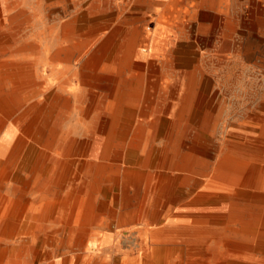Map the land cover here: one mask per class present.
I'll return each instance as SVG.
<instances>
[{
  "label": "rangeland",
  "instance_id": "obj_1",
  "mask_svg": "<svg viewBox=\"0 0 264 264\" xmlns=\"http://www.w3.org/2000/svg\"><path fill=\"white\" fill-rule=\"evenodd\" d=\"M108 3V0H0V86L7 90L11 82H27L22 85L23 90L43 89L36 75L32 77L26 69L33 68L32 65L40 68L42 53L47 49L53 51L59 44L64 47L77 44L79 49L61 50L64 54L73 52L75 64L72 69L76 73L72 70L71 78L67 74L55 82L76 89L75 103L78 99V104H82L89 114L90 124L96 122L99 115H107L106 108L114 99L116 89L112 77L117 74L111 70L113 55L121 43L125 45V33L129 31L123 19H119L118 10L108 8L111 4ZM62 30L69 37L60 40ZM112 36L110 46L102 51V42ZM34 43L38 44L37 48ZM157 44L163 47L161 42ZM185 48L166 56L144 54L141 57L135 53L128 65H124L125 77L128 78L129 72L136 75L141 91L138 101L131 106L135 108L133 126L122 138L117 132L102 157L108 169L101 175L104 177L112 172L118 176L116 179L105 180L101 175L93 178L97 166L88 167L85 163L95 159L91 136L99 133L78 134L85 125L78 122L80 107L74 103L73 112L60 114L64 99L58 97L53 103L46 99V108L44 104L38 123L42 132L48 134L49 128L58 123V127L74 125L78 132V141L64 144L67 153L61 155V159L69 164L67 177L58 180L57 165L52 166L48 160L51 165L44 176L37 179L36 174L29 171L28 186L5 185L3 193L14 198L21 194L29 196L31 209L58 196L85 198L90 194L91 230L98 228L100 235L105 233L110 238L102 248L91 245L92 239L86 244L90 235L87 239L77 236L75 245L69 244L66 228L57 219V212L48 216L43 213L36 220L31 218V224L32 221L41 222L44 227L32 229L35 239L23 245L25 250H15V254L20 252V259L29 260L30 264H81L78 260H97L95 257L102 252L104 260L116 262V259L127 260L119 255L121 251L139 248L141 238L143 241L146 238L148 243L140 249L138 264H157L158 260L152 259L157 249L162 254L160 264H213L218 261L264 264V56L261 53L264 42L216 40L197 42L190 51ZM181 52L188 54L179 55ZM93 54L101 55L100 59L93 71L86 72L83 63ZM5 72L8 76L2 77ZM28 79L36 82H28ZM53 86L31 96L18 105L19 108L15 106L11 115L0 113L3 128L12 123L28 103L37 99L43 103L46 95L58 90ZM147 119H151L152 124L144 126L142 137L147 138L148 146L138 150L128 143V139L134 125L138 122L145 125ZM108 127L109 124L106 131ZM84 139H88V143L79 142ZM27 149H22L20 158L26 156ZM147 150L151 152L148 158ZM225 154L244 162L242 173L252 183L232 185L222 182L217 187L208 186L210 172ZM184 164L192 168L184 169ZM6 170L10 171L9 168ZM125 170H138L143 178L128 182L122 177ZM11 171L14 178H21L22 171L25 172L18 171L15 166ZM148 173L164 176L151 179L156 189L149 192L145 189ZM237 175L235 177L240 179L241 175ZM235 210L242 213L244 219L252 220V225L239 221L232 224L228 214ZM52 229H56L54 234H51ZM93 241L99 245L101 240Z\"/></svg>",
  "mask_w": 264,
  "mask_h": 264
},
{
  "label": "bare ground",
  "instance_id": "obj_2",
  "mask_svg": "<svg viewBox=\"0 0 264 264\" xmlns=\"http://www.w3.org/2000/svg\"><path fill=\"white\" fill-rule=\"evenodd\" d=\"M3 15H4V13H3ZM7 16L9 17V15H7ZM3 19H5V18L3 17ZM61 33L62 34H61V36L59 38L60 40H61V38L63 39V38L69 37V36L65 35V31L62 30ZM56 34H57V31H56ZM113 39L114 38L112 36V37L107 38L106 41L102 42V44H101L102 51H105V50L108 49V47L110 46V41L113 40ZM73 42H74V40H73ZM121 44L118 46V49L119 50L117 49L116 53L113 55L114 57H113V60H112V63H111V70L117 74V76L112 77L113 81H116V89H115L114 99L112 101H110L109 106L106 108V111L108 112V114L107 115H99L97 117V119H96L97 121L96 122H92L91 124H90V121L88 119L89 118V114L83 108L82 104H78V99H77V104L75 103V98L77 97V95L75 94L76 89L74 88L75 89V91H74L72 88L71 89H68L66 87L61 86V84L59 82L58 83L55 82L56 79H58V78H60V77H62L64 75L69 74V76H68L69 78H71L73 76V72H72L73 69H72V67H73V64H75L73 62V55L74 54H72L73 52H71V53H65L64 54V52L61 53V50L64 49V48H66L68 50L69 49L72 50L71 48H74L75 49V47L77 49H79L77 44H75V45H67L66 47H64L63 45L59 44L57 46V48L54 49L53 51L47 49L44 53H42V56L43 57L41 59V67L40 68H36L35 66L32 65L33 68H27L26 69V71H28V74H29V72L32 74V77H34L36 75V78L42 84L41 86H43L42 87L43 89L38 88V87L37 88H32L31 87L32 88L31 90L30 89H26V90L24 89L23 90L22 85L26 84L27 82L26 83L24 82L22 84H19L18 82H16V83L11 82L10 85H9V88L7 90H4L5 88L3 86H0V113H2L3 115H6V116L11 115V112L13 111V109L16 108L15 106H17V107H18V105L21 106L23 103H25L24 101H27L28 98H30L31 96H36L37 94L41 93L42 90H44V89H46L48 87H51L52 85H54L53 87L58 88V90L55 89V90H53L52 93H49L48 95H46L45 96V101H43V103H42V100H40V99L38 100L37 99V100H34V101L28 103L26 106H24L22 108L21 112L16 117H14L12 119V123L7 124L5 128H3V126H2L3 123H4V121L0 118V154L1 153L2 154H5L9 158L7 161L8 162H11L16 167V169L17 168L18 169H21V167H25L30 172H32L33 174H36L35 177L37 179L40 176H44V174H46V170H47V168L50 167L51 164H52V166L57 165V178L59 180V179H62L63 177H67V173H68V170H69V164H68V162H66V161H64V160L61 159L62 153H67L65 151L66 149H65V145L64 144L78 141V140H76V136L78 134L79 135L81 134V135L87 136V133L88 132L91 133L93 131L94 132V135L97 134V133H99V135L91 136V140L93 141L94 147H95V149L92 150L93 151L92 154L95 155L94 156L95 159L86 161L85 163L87 164L88 167H91V165L97 166V170L98 171L96 172V175L93 176V178L94 177H99L101 175V173H103L105 171V169H108L107 168L108 165L103 161L102 157L104 155H106L105 152H107V149L112 144L113 138L116 135V133L117 132L120 133L117 136L120 137V138H122L123 137V134H126L130 130L129 128L133 126L132 125V122L134 120L133 119L134 118L133 117V114L135 112L134 111L135 108H132L131 106L138 101V97L140 96V91H141L140 79L136 75H134L133 73L131 74V72H129L131 75L129 74L128 78L125 77V75H124L125 74L124 73V65L125 64L128 65V62L130 61V58L133 56V54H135V53H137L139 51L145 50V46L144 45L146 44V42H145V44H143L140 41H138L136 38H131L130 40H128V41L125 42V45L122 46ZM34 45L36 46V48L38 47V44L37 43H34ZM81 52H79L78 56L81 54ZM100 56H97V55L93 54L92 56H90L89 58H87L85 60V62L83 63V66H84L86 72H91V71L94 70V66L99 61ZM23 57L25 58L26 56H22V57L20 56V58H23ZM76 59H77V57H76ZM86 72H85V74H87ZM6 76H8L6 72L5 73H2V77H6ZM64 81L66 82V80H64ZM28 82H36V81L34 79H28ZM76 88H79V87H76ZM103 92H105V91H103ZM58 97H61L62 99H64L62 101V109L60 110V114L62 112H63V114L64 113L69 114L70 112H73L72 111V106L75 105V104H76L77 108L80 107L81 113H80V117L78 118V122H80L81 125H84L85 124L83 126V128L81 129L80 133H78L77 131H75L74 125H71V126L70 125H66V126H60V127H58V125L60 123H58L57 125H55V127H52V128L50 127L48 134L42 132L41 127L39 126L38 123L40 121L39 118H40V114H41V112L43 110L44 104L47 101L46 99L50 100L49 102H52L53 103ZM152 99H151V102H152ZM147 103H148V101H147ZM18 108H17V110H18ZM45 108H46V104H45ZM158 122H159V120H158ZM108 124H109V127H108L109 129H108V131H106L105 130V127ZM151 124H152L151 119H147L145 121V125L142 122L136 123L134 125L132 131H131V136L130 137L128 136L129 137L128 143L131 144V145L133 144L136 147H138V150L139 149L145 150L147 148V146H148L147 145V142L148 141H147V138L146 139H143V137H142V135L144 134V130H145L144 129L145 128L144 126H147V125L150 126ZM157 126H158V124H157ZM104 131H106L105 135L102 134V133H104ZM100 132H101V135H100ZM88 141H89L88 139H84V140H80L79 142H81V143L82 142L83 143H88ZM119 143L121 144L122 143V140H121V142L119 141ZM77 144H79V143L77 142ZM42 146H43V148H41ZM24 147L25 148H28L27 149L26 156L24 154L23 157L20 158L19 155H20L21 152H23L22 149H24ZM141 150H140V152H141ZM118 152H119V150L117 151V153ZM150 154H151L150 150H147V155H146L147 158H148V156ZM19 158H20L21 161H18ZM48 160L51 161V164L49 162H48L49 164L47 163ZM0 162H1V160H0ZM183 167H184V169L186 168V169H189V170L192 168L188 164L187 165L184 164ZM145 168H147V167H145ZM244 168H245V164H244L243 161L239 160L236 157H232L231 155H226L225 154L217 162V165L215 166V168L213 170L211 169L212 171L210 172V175H209V177L207 179V184H208V186H212V187H217L218 185H221L222 182H226V183L228 182V183H230L232 185H234V184H250V183H252V180H249L248 179L249 177H247V175H244L242 173V171H243ZM52 170L53 169H51V171ZM237 174L241 175L240 179H239V177L238 178L235 177V176H238ZM100 177L102 178L103 176L101 175ZM117 177H118L117 175L113 174L112 172H109V174L104 175L103 178H105V180H109V179H116ZM122 177L125 180H127L128 182H130V181H137L138 182V181H140L141 178H143V174L141 172H139L138 170H125L122 173ZM155 178H157V180H158V179L164 178V176H162V174H160V173H157V174L148 173L146 175V177H145V179H146L145 189L148 192L149 191H154L156 189V186H154V185L151 184V181H152L151 179H155ZM51 187H53V186H51ZM203 189H205V188H203ZM218 189H219V187H218ZM197 190H198V188H197ZM61 191L62 190H60V193H61ZM43 193H45V192H43ZM46 194H48V193H46ZM91 200H92V195H90V194L88 196H86L85 198L78 197L76 195H73V196L72 195H70V196L68 195V196H63V197L58 196V197H56L54 199H51L49 201L41 202L39 205H37L35 207V209L40 210L43 213H46L47 216L50 215V214L52 215L55 211L57 212V219L60 220V222L62 221L64 227L66 228V232H67L66 238H68L67 242L69 244L75 245L76 237L77 236H83L84 238L87 239V235L88 236L90 235V237L86 241V244L90 241L91 236H93L92 241H90L91 245H94L96 247L99 246L98 248H102L103 245L106 243V240L109 241L108 238H110L109 237L110 235H107L105 233H102L100 235V233L97 230L96 231L95 230L94 231H91L92 225L90 226V219L92 217L90 215L91 212L89 210L90 209V201ZM147 200H150V199H147ZM26 202L27 201H26V198H25L24 194L23 195L21 194L15 200V204H14L13 209H15L17 211V214H16L14 220H19V218L21 219V215L23 214L22 211H24V209L27 207L26 206L27 205ZM142 202H144V198H143V201ZM243 207H246V206H243ZM254 209H256V208H254ZM230 210L231 209H229V211ZM209 212H211V211H209ZM228 216H229V218H231L230 221L232 222V224L237 223L239 221L240 223H242L244 225H247V226H251L252 225L251 224L252 223V220H250V219L247 220L246 218L244 219L243 218L244 215L242 213H237V211L234 212V213H232V214H228ZM132 217H134V216H132ZM30 219H31V217H30ZM192 221H193V219H192ZM196 222H198V221H196ZM129 223H131V222H129ZM31 226H33V227L30 228L28 240L34 241V239H35L34 238V234H33L34 231L32 229H35L36 227L42 228L43 226H40L38 224L36 226H35V224H33ZM136 226H137V224H136ZM228 226H230V225H228ZM190 227H191V225H190ZM193 227H196V226H193ZM193 227L191 229H193ZM123 228H125V227H123ZM138 228H140V227H138ZM157 228H158V226H157ZM179 229H180V227H179ZM35 230H38V229H35ZM55 230L56 229H52L51 232H53V233H51V234H54V231ZM194 230H196V229H194ZM106 231H107V229H106ZM136 232L138 233V231H136ZM200 232H202V231H200ZM155 233H157V232H155ZM238 233H239V231H238ZM164 234H165V232H164ZM214 234H216V233H214ZM197 235H199V234H197ZM49 236H51V235L49 234ZM203 236H206V235H203ZM93 239L96 240V241L101 240L100 243H99V245H98V242L95 243L93 241ZM139 243H140V241H139ZM172 243H174V242H172ZM186 245H188V244H186ZM27 247H28V245H27ZM29 249H30V247L28 248V251H29ZM154 255L156 256L155 259L158 260L155 263L160 264V261L159 260L162 259V254L160 252H158V249H157V251L156 250L154 251ZM75 259H76V257H75ZM222 261H223V259H222ZM213 264H225V263H222V262H219L218 261V262H215ZM226 264H247V263L240 262V261H237V262L231 261V262H227Z\"/></svg>",
  "mask_w": 264,
  "mask_h": 264
},
{
  "label": "crops",
  "instance_id": "obj_3",
  "mask_svg": "<svg viewBox=\"0 0 264 264\" xmlns=\"http://www.w3.org/2000/svg\"><path fill=\"white\" fill-rule=\"evenodd\" d=\"M94 1L97 0H92ZM108 2L111 4L107 7L117 9L119 19L121 21L123 19L127 25L129 31L125 33L124 40L136 38L141 43L148 44L142 53L141 51L136 53L141 57H144V54L171 55L184 49L186 47L184 44H188L185 49L190 51L197 42L205 41L243 39L264 42V0H108ZM158 41L161 44L165 42L162 44L163 47L157 44ZM261 53L264 56V48ZM187 54L181 52L179 55ZM8 159L5 154H0V264H30L29 260L20 259L18 256L20 252L15 254V250H23V245L28 243L30 228L33 227L31 225L38 224L44 227L41 222L32 221V224L30 222L31 216L36 220L43 212L31 209L30 198L24 195L27 207L22 211L21 219L14 220L17 211L13 207L18 197L3 193L2 187L14 184L28 186L30 172L27 168L21 167L18 171L25 170L22 171V177L14 178L11 171L14 165L8 162ZM7 168L10 171H7ZM43 227L35 229L41 230ZM147 243L146 238L144 241L141 238L139 248L121 251L119 255L126 257L127 260L116 262L104 260L103 253L100 252L99 256L95 257L97 260L78 261L81 264H138L140 249L145 248ZM147 255L146 253L145 256ZM153 257L152 259L156 260V256Z\"/></svg>",
  "mask_w": 264,
  "mask_h": 264
}]
</instances>
